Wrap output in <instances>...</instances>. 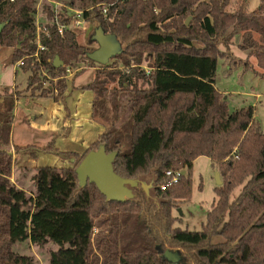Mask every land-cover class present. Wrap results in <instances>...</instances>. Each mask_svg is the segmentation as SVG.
I'll use <instances>...</instances> for the list:
<instances>
[{"label":"trees","instance_id":"16d2710c","mask_svg":"<svg viewBox=\"0 0 264 264\" xmlns=\"http://www.w3.org/2000/svg\"><path fill=\"white\" fill-rule=\"evenodd\" d=\"M52 1L56 2L54 13ZM0 0V46L12 47L11 60L22 59L31 96L62 99L65 67H93V49L76 41L70 29L58 33L54 23L68 24L66 8L81 11L87 24L113 34L121 50L113 63L98 64L94 78L81 89L93 93L91 117L103 131L82 154L61 151L51 139L44 146L26 145L31 158L53 154L72 158V166H35L32 186L25 187L13 167L10 133L13 110L21 94L0 91V264H36L30 252L52 242L46 264H251L252 240L264 233V132L251 105L230 111L214 86L219 39L241 32L238 47L257 60L264 72V0L254 11L238 0ZM38 14V23L36 21ZM188 22L186 23V20ZM38 26V30H37ZM46 47L37 57L35 35ZM254 34L259 36L255 38ZM58 56L59 67L53 66ZM121 65V71L117 69ZM264 74V73H263ZM73 78V77H72ZM117 81L118 87L107 88ZM103 145L116 151L114 172L149 183L131 187L132 197L110 201L93 183L80 186L75 166L90 150ZM15 151L22 150L14 146ZM207 156L221 184L201 230L175 226L171 209L191 195L190 174L160 191L163 171L191 166ZM240 190L232 200L229 195ZM158 200L157 202L155 201ZM165 250L179 254L168 261Z\"/></svg>","mask_w":264,"mask_h":264},{"label":"rangeland","instance_id":"374dc122","mask_svg":"<svg viewBox=\"0 0 264 264\" xmlns=\"http://www.w3.org/2000/svg\"><path fill=\"white\" fill-rule=\"evenodd\" d=\"M237 1L229 0L226 10L232 12L236 7ZM259 2L260 0H244L246 11H254ZM38 20L40 21V19ZM72 30L79 44L88 46L91 49H95L98 46L92 39L95 31L94 24L83 22L78 27H73ZM230 31L229 29L225 37L219 39L218 48L221 50L222 56L217 59L214 86L222 98L226 100L230 111L251 105L253 107L254 121L264 132V72L257 66L255 57L238 47V43L241 41V32L228 35ZM106 35V41L112 50H119L121 47L118 39L110 34ZM254 36L259 39L257 34H254ZM12 50V47L0 46V91L2 87L9 86L11 90H17L21 94L13 110L15 116L10 133V145L12 146L10 151L12 152L14 167L11 178L17 177L19 182L23 183V186L29 187L32 186L29 180V172L33 167L38 165L42 167L43 165L72 166L74 165V160L71 162L72 158L66 159L46 153H42L37 159L31 158L29 150L22 148L26 145L43 146L53 138V133H37L36 130H33L37 129L45 121L46 113L41 115V112L43 108H47V105L51 103V98L31 96L29 91H25L28 73L17 67L15 62H12ZM115 61L114 58H108L104 63L109 64ZM98 64L102 63L97 62L93 67L85 66L83 62L77 64V68H83V70L75 76H73V73L67 77V87L73 85L76 88L75 90H81V86L90 83L94 78ZM121 67L119 65L117 69L121 71ZM106 86L108 89L118 87L117 81L107 82ZM34 116L35 121H33ZM62 145L60 141L55 144L59 148H62ZM14 146H18L22 150L15 151ZM180 171L183 175L190 174L191 195L189 200L182 201L177 207H173L171 214L178 218L175 221V226L181 229L198 231L202 229L206 213L210 210L216 198L214 187L217 185L215 175L218 171L211 164L210 159L204 155L198 156L191 162L190 167L188 165L183 166ZM152 177L146 176L142 180L146 184H150L149 192L151 195L156 189L155 181L152 180ZM239 190L240 188L236 187L229 195V199L235 198ZM155 201L157 202L158 200L155 199ZM53 246L52 242L45 244L43 247H36L28 243V241H21L16 243L13 249L18 252H30L35 257L36 264H46L47 250ZM251 246L253 256L251 264H264V233L255 234Z\"/></svg>","mask_w":264,"mask_h":264},{"label":"water","instance_id":"95a60500","mask_svg":"<svg viewBox=\"0 0 264 264\" xmlns=\"http://www.w3.org/2000/svg\"><path fill=\"white\" fill-rule=\"evenodd\" d=\"M188 19L186 20V23ZM0 30L1 25H0ZM112 37L115 35L110 34ZM106 34L103 33L101 27H96L92 35L93 41L98 46L87 54L88 58L96 63L106 62L114 54L119 53V50H112L111 46L106 41ZM120 45V44H119ZM54 67H59L63 63L58 56H55L53 61ZM116 151L107 153L103 145H99L97 149L88 151L75 166V173L80 186L86 185L87 182L93 183L98 191L110 201H124L132 197L131 187L140 185L147 190L146 185L142 181L126 179L117 175L112 166ZM73 159H71V162ZM217 185L221 184L219 173L215 175ZM163 256L171 262L179 260V254L176 251L165 250Z\"/></svg>","mask_w":264,"mask_h":264},{"label":"crops","instance_id":"0c3cea01","mask_svg":"<svg viewBox=\"0 0 264 264\" xmlns=\"http://www.w3.org/2000/svg\"><path fill=\"white\" fill-rule=\"evenodd\" d=\"M75 89L73 85L67 87L62 99L55 100L50 97L51 103L41 112V115L46 113L45 121L33 130L37 133H53L54 143L60 141L63 144L62 148L55 147L61 151H73L80 155L97 139L103 127L91 117L93 93L87 89L79 91Z\"/></svg>","mask_w":264,"mask_h":264},{"label":"built area","instance_id":"2783aa9c","mask_svg":"<svg viewBox=\"0 0 264 264\" xmlns=\"http://www.w3.org/2000/svg\"><path fill=\"white\" fill-rule=\"evenodd\" d=\"M52 4H53L54 13H56L57 12V10H56L57 3L52 1ZM66 10H67L66 11L67 14L71 16V19H70L68 24L59 23L58 18H57L56 15L54 16V19H53L54 23L56 25L57 31L60 34H62L65 29H70L72 32H74L72 30V28L76 27V26L78 27L81 23L84 22L82 17H81V11L74 10V9H71V8H66ZM36 21L38 23V13H36ZM38 29L39 28L37 26V30ZM38 31L36 32V35H35V41H36V47L37 48H36L35 52L32 54L35 57H37V54H38L39 50H43V49L46 48L40 43V38H39ZM22 64H23L22 59H20V60L15 62V65L17 67H20ZM78 69H80V68H77V70ZM73 70L74 69H72L70 66H66L65 67V74L63 76H60V77H64L65 79H67L68 76H71L74 73L75 70L74 71ZM71 71H73V72H71ZM181 175H182V173L178 169L168 168V169L164 170L163 171L164 181H162V182H160L158 184L159 190L160 191H165L168 188V185L177 182L178 179L181 177Z\"/></svg>","mask_w":264,"mask_h":264}]
</instances>
